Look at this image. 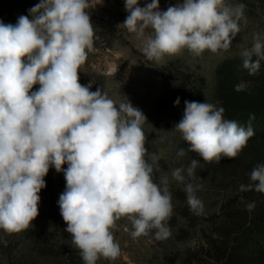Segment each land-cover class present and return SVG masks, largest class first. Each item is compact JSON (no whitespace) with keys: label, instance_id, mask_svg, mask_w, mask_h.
<instances>
[{"label":"clouds","instance_id":"9594fccd","mask_svg":"<svg viewBox=\"0 0 264 264\" xmlns=\"http://www.w3.org/2000/svg\"><path fill=\"white\" fill-rule=\"evenodd\" d=\"M90 7V0H40L28 10L31 18L0 21V229L19 233L32 224L52 167L66 180L57 203L64 231L84 264L117 259L120 246L112 229L121 218L131 223L133 239L153 230L155 239H167L173 211L168 178L157 183V169L146 159V116L130 101L117 104L101 88L90 91L79 82V69L94 45ZM245 7L225 0H178L161 10L159 0L144 6L125 0L123 25L143 38L146 58L159 63L185 49L195 56L227 51L240 32ZM241 56L242 66L256 74L264 61V37L254 34ZM184 105L173 128L188 151L205 162L237 157L254 135L250 124L225 119L223 107L187 100ZM185 154L181 148L177 156ZM198 165L191 160L187 178ZM184 173L177 167L171 175L185 184L187 204L200 215L198 186L186 182ZM249 180L239 191L264 194V163L252 169ZM241 202L248 211L256 206L243 197Z\"/></svg>","mask_w":264,"mask_h":264},{"label":"rangeland","instance_id":"374dc122","mask_svg":"<svg viewBox=\"0 0 264 264\" xmlns=\"http://www.w3.org/2000/svg\"><path fill=\"white\" fill-rule=\"evenodd\" d=\"M39 2L0 0V21L15 24L21 15L31 18L28 10ZM146 2L151 0H140V6ZM177 2L159 0L160 9ZM225 3L246 5L240 32L227 51L206 50L195 56L185 49L156 63L143 54V38L123 25L128 15L125 0H90L94 45L79 69V82L90 91L101 88L117 104L128 100L143 112L147 118L142 125L146 159L157 169V183L161 177L168 178L173 206L167 239H155L154 230L133 239L131 223L121 218L112 229L120 255L114 261L100 258L96 264H264V194L239 191L241 184L250 182L252 169L264 163V139L251 137L237 157L208 163L188 151L182 134L173 128L181 120L187 100L223 107L225 119L245 127L250 124L254 135L264 130V61L250 75L241 56L251 47L254 34L264 37V0ZM150 32L146 30L145 36ZM38 88L34 85L32 91ZM181 148L186 154L178 157ZM192 159L199 165L194 176L187 178ZM177 167L185 169L186 182L198 186L202 214L190 210L185 184L172 178ZM44 179L39 215L32 224L19 233L0 229V264H84L71 235L64 231L66 224L57 203L65 190L64 175L50 167ZM241 197L245 202L254 201V210L248 211Z\"/></svg>","mask_w":264,"mask_h":264},{"label":"trees","instance_id":"16d2710c","mask_svg":"<svg viewBox=\"0 0 264 264\" xmlns=\"http://www.w3.org/2000/svg\"><path fill=\"white\" fill-rule=\"evenodd\" d=\"M259 133H261V132H259ZM252 137H255V138H257V139H264V130H263V132H262L261 134H255V135L252 136Z\"/></svg>","mask_w":264,"mask_h":264}]
</instances>
